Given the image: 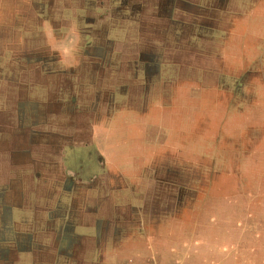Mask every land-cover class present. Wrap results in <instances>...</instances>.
Instances as JSON below:
<instances>
[{
	"label": "rangeland",
	"instance_id": "374dc122",
	"mask_svg": "<svg viewBox=\"0 0 264 264\" xmlns=\"http://www.w3.org/2000/svg\"><path fill=\"white\" fill-rule=\"evenodd\" d=\"M0 206L97 233L35 264H264V0H0Z\"/></svg>",
	"mask_w": 264,
	"mask_h": 264
},
{
	"label": "crops",
	"instance_id": "0c3cea01",
	"mask_svg": "<svg viewBox=\"0 0 264 264\" xmlns=\"http://www.w3.org/2000/svg\"><path fill=\"white\" fill-rule=\"evenodd\" d=\"M77 43L78 42L76 41V44ZM60 48L62 49V47H60ZM145 58L142 59V60H145ZM138 81H142V80L138 78ZM109 104H110V102H109ZM109 104H106V108L112 106V105H109ZM112 112L111 113H108V116L109 117L112 114ZM110 133H111V131H110ZM119 188H123V187L121 186ZM90 189H91V186H90ZM89 193H91V191ZM91 200H94V197L92 198L90 196V201ZM84 203H85V201H84ZM94 203H96V201ZM0 207L2 208V206H0ZM4 209H6V210L10 209L12 211V208L10 206H8V203L6 204V206H4ZM2 214H4L3 210L0 212V253H2V252L9 253V258L11 260L10 261L11 263H9V264H12L14 260H18V258H19V255H18L19 254V251L18 250L24 251L22 253H25V257L26 256H29V259H30V257H32V262L33 263H31V264H35L34 263V261H35V254L34 253H35V251L37 249L34 246H38V247L41 246L43 249L46 250L47 253H52V251L54 249V252L55 253L61 254L60 257H63L64 256L63 254L66 251H75V249H77L78 244L81 243L80 244V250L78 251V255L81 256V253L83 252V250L85 248H87V247H90V243H91V240L90 239L94 240L95 239V236L97 235V233H94V234H90L89 233V234H84V235L83 234H80V235L77 236L73 232L74 231V226L71 229L68 227L70 229V231L68 232L65 229V227L63 226V224H59L57 226V228H55V231L52 230V232H51L52 233L51 236H53V235L54 236H57V239H58V240H56L57 244L55 245L57 247L53 248L51 245L50 246L48 245V242H49V244H51L50 240L53 239V238H50V240L49 239L46 240V236L45 235H47V233L45 235L43 233H41V234L38 233L37 234L36 233V230H35V229H40L39 231H43V229H44L43 227H42L43 229L42 228H39L40 227L39 224H35V221L37 219L38 220H41L42 222H45V218L42 216V214H37V212L35 211V217H33L34 218L33 223L30 224V226L32 228H35L34 229L35 231H33L35 234L27 233V232H24V231L21 232L20 231V228H18L16 226V224H14L12 222L13 219H12L11 215L9 216L6 213V217H4V215H2ZM86 214L87 215H82L81 217L79 215L78 216V217H80L79 220L82 219L83 222H87L86 219H90V214H88V213H86ZM52 217H54V216H52ZM59 217H61V220H65L66 219L65 213H64V215H61ZM85 217H88V218L85 219ZM101 219L104 220V217H101ZM105 219H106V216H105ZM7 220H9L10 225L8 224ZM106 221L110 222V220H108V219H106ZM53 222H54V220H53ZM6 225H9L12 228V233H9V234L6 233L8 231ZM14 225H15V230H14ZM64 225H66V224L64 223ZM80 225L86 226L85 224H80ZM80 227H83V226H80ZM88 228L91 229L90 227H88ZM85 230H86V227H85ZM96 230L98 232V229L96 228V226H94V231L96 232ZM30 231H31V229H30ZM23 236H26V238L23 239ZM73 238H80V239H82V241L75 242L76 241V239H75V241L73 243L72 242L73 241ZM27 241H28V244H26ZM34 244H36V245H34ZM39 249H40V247H39ZM11 253L12 254L15 253L14 260H12V258H11ZM17 255H18V258H16ZM59 259H62V258H59ZM78 260L80 261V259H78ZM45 261H47L48 263H45ZM50 261H51L50 259L44 260L42 264H52L53 262L50 263Z\"/></svg>",
	"mask_w": 264,
	"mask_h": 264
}]
</instances>
